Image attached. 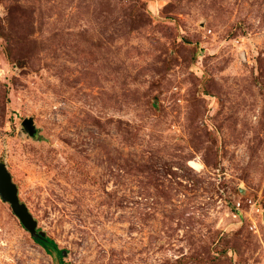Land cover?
<instances>
[{"label":"rangeland","instance_id":"374dc122","mask_svg":"<svg viewBox=\"0 0 264 264\" xmlns=\"http://www.w3.org/2000/svg\"><path fill=\"white\" fill-rule=\"evenodd\" d=\"M0 162V264H264V0H0Z\"/></svg>","mask_w":264,"mask_h":264},{"label":"water","instance_id":"95a60500","mask_svg":"<svg viewBox=\"0 0 264 264\" xmlns=\"http://www.w3.org/2000/svg\"><path fill=\"white\" fill-rule=\"evenodd\" d=\"M23 125L31 136L36 134L37 129L32 118H26L23 121ZM0 196L4 201L10 203L15 214L31 233L44 235L41 230L36 229L37 222L32 217L26 204L20 201L18 187L13 182L11 172L4 162H0Z\"/></svg>","mask_w":264,"mask_h":264},{"label":"trees","instance_id":"16d2710c","mask_svg":"<svg viewBox=\"0 0 264 264\" xmlns=\"http://www.w3.org/2000/svg\"><path fill=\"white\" fill-rule=\"evenodd\" d=\"M34 235H35V237L38 240L42 241L43 243H45L47 245H52L53 246V242L49 238H47L45 235H42L40 233H35Z\"/></svg>","mask_w":264,"mask_h":264}]
</instances>
